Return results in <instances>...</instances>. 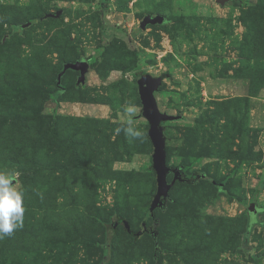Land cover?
<instances>
[{
	"label": "rangeland",
	"instance_id": "1",
	"mask_svg": "<svg viewBox=\"0 0 264 264\" xmlns=\"http://www.w3.org/2000/svg\"><path fill=\"white\" fill-rule=\"evenodd\" d=\"M144 74L184 178L152 214ZM0 171L25 209L0 264H98L104 234L107 264H264V0H0Z\"/></svg>",
	"mask_w": 264,
	"mask_h": 264
},
{
	"label": "water",
	"instance_id": "2",
	"mask_svg": "<svg viewBox=\"0 0 264 264\" xmlns=\"http://www.w3.org/2000/svg\"><path fill=\"white\" fill-rule=\"evenodd\" d=\"M226 1L227 0H217L219 3H224ZM163 21L164 17L162 15L147 14L141 20L140 28H144L147 24H156ZM67 69L78 71V80L81 82L84 80V76L88 70V62L85 59H82L80 61L64 63L62 71L57 75L58 84L60 83L62 74ZM161 82L162 77H153L149 74L142 75L137 81L138 93L142 104V116L146 119L149 125L148 136L153 145L152 167L156 174L157 183L156 193L149 206L150 214L153 213V210L157 206L163 205L164 200L169 197V191L171 187L177 181H184L180 169L176 167H170L166 163L165 138L163 135L162 122L177 120L179 116L160 111L155 98V93L158 90ZM170 173L172 174V178L168 180L167 177ZM248 211L253 214L257 212L254 202L249 204ZM115 224L116 223H114V226ZM123 225L127 231L130 230L128 221L123 220ZM136 234H140V231H137ZM151 235L155 238L157 233L152 232Z\"/></svg>",
	"mask_w": 264,
	"mask_h": 264
},
{
	"label": "clouds",
	"instance_id": "3",
	"mask_svg": "<svg viewBox=\"0 0 264 264\" xmlns=\"http://www.w3.org/2000/svg\"><path fill=\"white\" fill-rule=\"evenodd\" d=\"M126 131L132 136L140 135L132 128ZM14 179L13 174L0 171V238L23 226V193L14 186Z\"/></svg>",
	"mask_w": 264,
	"mask_h": 264
},
{
	"label": "trees",
	"instance_id": "4",
	"mask_svg": "<svg viewBox=\"0 0 264 264\" xmlns=\"http://www.w3.org/2000/svg\"><path fill=\"white\" fill-rule=\"evenodd\" d=\"M105 1H108V0H105ZM56 82H57V78H56ZM59 90L62 91V88H60ZM55 92H57V91H55ZM257 190H256V192H257ZM218 191L221 192L222 194H228L227 191L224 190V189H219ZM255 223L258 224V225H263L261 222H259L258 220L255 219V214H252L251 218L247 222V229L245 231L244 238H243L245 240V242L247 241V238H248V235H249V232H250V229H251L252 225H254ZM106 237H107V234H104V239L105 240L103 241V243L96 242L97 245H101V247H102V258H101V260L99 261L98 264H107L108 263L107 262V257H108V253H109V248H108L109 240ZM157 251H158V245L155 244L154 252H153V258L154 259H156L155 256H156Z\"/></svg>",
	"mask_w": 264,
	"mask_h": 264
},
{
	"label": "flooded vegetation",
	"instance_id": "5",
	"mask_svg": "<svg viewBox=\"0 0 264 264\" xmlns=\"http://www.w3.org/2000/svg\"><path fill=\"white\" fill-rule=\"evenodd\" d=\"M142 227H143L144 232H148L151 234L150 227L145 226L144 223L142 224Z\"/></svg>",
	"mask_w": 264,
	"mask_h": 264
}]
</instances>
